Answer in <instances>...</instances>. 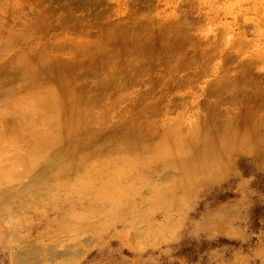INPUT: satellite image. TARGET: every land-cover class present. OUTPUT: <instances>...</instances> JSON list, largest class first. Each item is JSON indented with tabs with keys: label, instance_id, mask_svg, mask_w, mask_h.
<instances>
[{
	"label": "rangeland",
	"instance_id": "374dc122",
	"mask_svg": "<svg viewBox=\"0 0 264 264\" xmlns=\"http://www.w3.org/2000/svg\"><path fill=\"white\" fill-rule=\"evenodd\" d=\"M263 188L264 0H0V264H264Z\"/></svg>",
	"mask_w": 264,
	"mask_h": 264
},
{
	"label": "trees",
	"instance_id": "16d2710c",
	"mask_svg": "<svg viewBox=\"0 0 264 264\" xmlns=\"http://www.w3.org/2000/svg\"><path fill=\"white\" fill-rule=\"evenodd\" d=\"M259 188H260V186H259ZM263 190H264V188L262 189V192L264 193ZM251 221H252V229L253 230H257V229H260L263 227L262 225H260V222L263 221V223H264V206H255L251 210Z\"/></svg>",
	"mask_w": 264,
	"mask_h": 264
},
{
	"label": "bare ground",
	"instance_id": "6f19581e",
	"mask_svg": "<svg viewBox=\"0 0 264 264\" xmlns=\"http://www.w3.org/2000/svg\"><path fill=\"white\" fill-rule=\"evenodd\" d=\"M150 119V118H149ZM216 143L218 144V146L221 148V149H223V148H225L224 146H225V142L223 143L222 141H219L218 142V140L216 141ZM220 143V144H219ZM208 149H210L209 147H208ZM209 151V150H208ZM71 169V168H70ZM73 175V174H72ZM103 179V178H102ZM10 240H12V241H10V242H8V241H6L5 243H11V245H13L14 243H18V242H22V238L20 237V238H17V237H15V236H12V238L10 239ZM24 243V242H23ZM31 251V250H30ZM33 252V251H32ZM17 255H18V257H19V259L20 260H22L23 258V255H27V253H26V250H20V251H18L17 252ZM54 257V256H53ZM32 259V258H31ZM34 259V258H33ZM27 260V259H26Z\"/></svg>",
	"mask_w": 264,
	"mask_h": 264
}]
</instances>
